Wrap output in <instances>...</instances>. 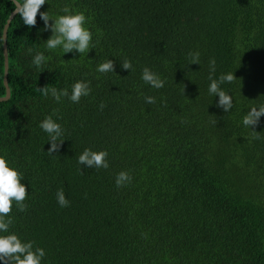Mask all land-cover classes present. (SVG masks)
I'll return each mask as SVG.
<instances>
[{
	"label": "trees",
	"instance_id": "16d2710c",
	"mask_svg": "<svg viewBox=\"0 0 264 264\" xmlns=\"http://www.w3.org/2000/svg\"><path fill=\"white\" fill-rule=\"evenodd\" d=\"M64 6L85 13L88 53L47 49L52 32L39 14L31 28L16 14L8 29L0 155L22 174L28 208L14 203L0 235L34 241L46 252L42 264H264V116L242 123L264 103V0H47L40 11L55 18ZM14 7L0 0V96ZM36 52L48 58L42 72ZM190 52L200 64H189ZM211 58L214 78L236 77L221 85L233 101L227 113L208 91ZM108 59L115 73L98 72ZM124 59L133 70L122 69ZM145 67L163 88L144 83ZM80 80L92 91L79 103L37 91L71 93ZM54 110L65 141L50 156L39 124ZM86 148L106 150L109 168L78 164ZM120 171L132 181L117 188ZM61 188L67 207L57 202Z\"/></svg>",
	"mask_w": 264,
	"mask_h": 264
},
{
	"label": "clouds",
	"instance_id": "9594fccd",
	"mask_svg": "<svg viewBox=\"0 0 264 264\" xmlns=\"http://www.w3.org/2000/svg\"><path fill=\"white\" fill-rule=\"evenodd\" d=\"M14 13L20 16L23 23L29 28L34 27L37 23V16L44 22V29H51L52 35L45 41L46 47L49 50L62 49L63 53L78 52L80 55L88 53L94 48L92 44V33L85 27L87 17L84 12L73 11L69 6H64L61 11L64 15H59L55 18L49 16L48 11L41 12L40 9L47 3V0H12ZM53 21V23H49ZM33 49L28 48L27 54H31ZM189 64H200V54L198 52L189 54ZM48 58L42 52H36L33 56L32 64L41 72L42 65ZM121 63L123 70H133V65L129 59H124ZM215 59L209 60V94L218 96L219 100L217 107L223 109L224 112H229L233 107V101L230 94L224 91L221 87L224 83H232L236 79L233 73L221 74L218 78H214L216 71ZM97 71L100 73H115L114 61L111 59L98 65ZM141 79L144 83L155 89L164 87L165 81L159 75L152 72L148 67L142 70ZM42 96L47 98L49 95L56 102H60L63 97H66L73 103H79L82 97L89 96L92 89L90 81L85 82L80 80L72 85L71 93L67 88L57 89L56 87H37ZM145 101L148 104L156 102L155 97L146 96ZM102 110L105 105L100 104ZM53 116L59 117L56 110L51 115L45 117L39 124V127L48 134L51 147L48 149V155H53L58 152L61 145L65 141L63 139L64 129L53 119ZM261 116H264V103L258 107H251L250 111L243 117L242 123L245 127H252L259 123ZM253 133H258L253 131ZM255 139H259L258 135H254ZM108 152L106 150L93 151L89 148L78 157V164L85 165L89 168L108 169L109 163L107 160ZM83 174L82 169H79ZM23 180L22 174L15 168L9 166L6 155H0V233H8L10 226L13 224L11 212L15 203L19 212H25L28 205L25 201L28 198L26 186L21 183ZM132 176L127 171H120L115 177V186L122 188L130 184ZM57 202L61 207L69 206V201L66 199L63 189H58L56 193ZM34 241L22 242L15 233L0 235V262L2 264H42L46 252L41 247H34Z\"/></svg>",
	"mask_w": 264,
	"mask_h": 264
},
{
	"label": "water",
	"instance_id": "95a60500",
	"mask_svg": "<svg viewBox=\"0 0 264 264\" xmlns=\"http://www.w3.org/2000/svg\"><path fill=\"white\" fill-rule=\"evenodd\" d=\"M16 14L14 13V11L11 13V15L9 16L7 23L5 25L4 28V54H5V75H4V83L6 86V90L7 93L5 96H0V101H4L10 98L11 96V89L9 86V81H8V74H9V55H8V44H7V33H8V29L10 26V23L12 21V19L14 18Z\"/></svg>",
	"mask_w": 264,
	"mask_h": 264
}]
</instances>
